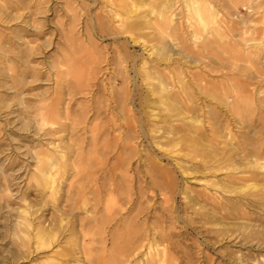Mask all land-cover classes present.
<instances>
[{
	"label": "rangeland",
	"instance_id": "374dc122",
	"mask_svg": "<svg viewBox=\"0 0 264 264\" xmlns=\"http://www.w3.org/2000/svg\"><path fill=\"white\" fill-rule=\"evenodd\" d=\"M3 1L4 0H0L2 3ZM15 1L21 2L24 5H33L36 1H42V6H40L41 11L35 18L38 21L37 23L41 24L39 27H42V29H39L43 31V35L38 37L32 35L31 32H27L23 35L25 41L31 42V45H38L40 43L38 49L39 54L35 55L36 60L30 62V65L35 64V67L41 71V76L38 80L31 81L30 84L26 86L23 95V101L25 103L23 102V104L20 105L21 99H18V97L12 93L13 90L10 89L9 79L5 77L4 74L0 75V264H139L140 262V264H144L139 258L133 261L130 260L126 263L122 262L126 253L123 250V243L121 241L112 242L111 235L113 230L111 223H109L110 225L107 224L108 226L106 225L108 228L105 226L104 230L98 233L96 232L94 222L91 221V219L89 220L88 212L91 211L92 208L95 211L97 210V215H102L100 212H105L104 207L107 203L111 205L116 203L118 205L129 206V200L124 193L125 190H129L128 193L131 194L129 198H137L135 200L138 205L136 206L135 204L136 209L143 208L145 210V213L142 212L139 215L140 222L147 217V224L153 227L158 222L154 219L157 217L160 219L159 222L162 225L157 224L155 227L157 229L163 227L165 233H170L169 240L165 242H160L158 240V245L159 247L167 245V252L172 260L171 264H264V228H262L264 227V222L259 218L262 217V220H264V209L255 208L253 212V215L256 213V215H254L256 216L255 220H251L247 214L241 216V213L252 211L245 201V198L249 197V193L251 192L249 188L251 186L249 184L247 186L246 183L242 184L241 182H237L233 184L234 187L236 186L237 192L232 194L223 192L225 195L224 197L229 196L234 199V201L235 199L242 198L243 201L241 202H244L238 203V201L235 210L227 208L229 212L227 216L224 217L221 214H217V218L210 215H207V217H200L191 209L185 208L184 204L187 200L184 196L187 194H190L187 196H191L194 194V191L202 188L204 183L200 180V178H203L202 173L196 171V169H190V175L182 178L180 173L175 170L173 173L175 190L172 193L169 187L159 183V181H161V175L152 173V171L143 164L146 161L143 160L142 165L136 170V164H138V162H136L137 158L134 157L128 165L127 170L132 176L137 172L135 178L139 180L137 182L134 178L125 180L122 183V187H119L118 192L116 191L115 194L110 192V184L112 181L114 183L117 182L118 179L117 176V179L114 181L112 177L108 175L109 170L116 165V161L112 157L114 148L111 147L114 143L112 138H110L112 136H108L107 140L110 141L109 143L101 137L97 138L96 149L92 146L90 129L94 125V121L92 118H89L93 111L90 105L92 103L91 94H95L98 87L99 89H103L104 87L109 88L108 77L112 76L114 73H118V71L122 74L126 71L129 79L127 84L123 83L119 75L118 80L115 81L118 87L125 86L126 84V87L129 86L128 89L132 90L138 85L136 91L139 92L140 90H144L145 81L140 77H137V79L139 78L137 85L133 83L134 78L132 77L136 76L133 72L131 57L128 58L127 62H122L120 66L116 60L117 58H115V50L118 48L121 55L127 51L132 54H137L140 58L145 54L140 46H133L130 43H127L126 49H124L121 45V41H124L122 37L112 35L111 33V35L100 34V32L97 31L98 28L95 26L93 20L95 13L103 6L102 0L101 4L99 2L97 5L96 3L91 4L90 0H14L13 3ZM88 2H90L91 5H88ZM212 2V6L216 8V10L218 9L219 16L223 18V20L225 19V21H228L230 19L234 22L236 28L234 32L235 37H230L229 35L224 36L219 33V37L222 36L221 40L218 43L216 42V44L214 43L215 45H212L217 53V58L215 57V59L212 60V63H214L213 65L218 69L217 71L216 69L210 70L206 62L205 64L197 63L196 65L190 64L191 66L188 65V67L184 66L183 70L192 69V71L201 72L202 75L205 74V79H208L210 82L212 81L211 83L215 84L217 88L219 87L217 94L220 93V96H218H222L221 99L227 96L225 100L227 103L229 102L235 105V94L237 91H241V99H247L248 104L246 105V108H248L245 112H241V114L246 117L243 123L237 119V116L228 112L226 105H217V103L213 101L212 106H215L218 114L220 113L219 120L221 124L225 125L227 128L229 127L230 137L232 138L234 147L245 150L250 148V144L258 143L260 149L264 150V145L261 144L264 143V109H262L264 108V104H262L264 101L260 99L261 96L264 95L260 92L264 90V82H262L264 81V77H262L264 76V48H261L256 53V49H254L253 46L246 49L244 48L245 45H243V42L240 43V41L248 39L246 43L251 45L254 41L264 39L261 38L262 31H264V0H212ZM178 7L185 10V6L182 2H178L174 8L176 9ZM31 8H33V6ZM26 10H21V13H24L21 14L23 15L22 17H24H21L22 19L12 20L5 24L0 22V32H2L3 35L9 34L11 36L13 35L11 34L12 31L23 34V29L29 30L30 25L25 22L28 18ZM72 17H74V20ZM251 20L256 22L255 26H248ZM213 28L219 32L222 29V27H217L215 24ZM228 38L231 40L234 38V41L242 39L234 43L235 46L232 47L227 44ZM222 39L225 40L226 43ZM36 42L38 44H36ZM21 46L24 47L23 45ZM237 52H241L240 55L236 54ZM233 54L237 55L236 61ZM247 54H249L250 57L246 56ZM257 54L258 58L255 57ZM68 55H70L69 57L72 59H77V67L69 69L65 65L64 57L67 58ZM230 55L232 56L231 58H233V56L234 58H229ZM242 55H244V57H242ZM94 57L95 61H92ZM58 59L60 60L58 61ZM229 59L231 63L236 62L235 64L237 67L228 65L230 64ZM55 61L58 62L56 63ZM59 62L62 63L58 64ZM52 64L54 67H52ZM161 65L162 66L159 68H163L164 64ZM0 66V68L4 69L6 64L0 62ZM32 66L34 67V65ZM124 67L125 69L123 70ZM19 68L22 69L24 67L22 65ZM67 68L69 71L72 70V73L69 72L70 74H67ZM58 71H60V74H58ZM164 71H167V69ZM91 72L94 78L91 77V79L85 80L84 83H82L83 88L80 89L79 92L77 91L73 98L67 95L64 99V106L66 105L71 109V119H77L76 123L72 124L71 119L65 120V128L62 131L48 135L45 134L46 129L47 131L52 130V128H57L59 125L58 123L52 124L48 122L43 124L40 129L31 117L36 111L34 107L45 106L51 101L54 90L60 87L57 81H60V84L64 85L66 82L64 80L69 79L71 74L84 73L90 76ZM188 79L189 77L186 75L185 80ZM260 79H262V81ZM219 89H223L224 94L223 91ZM225 91L228 95H226ZM40 95L42 97L46 95V99L41 100L42 97ZM197 101L199 105H203L202 102L204 101H201V99H197ZM24 105L28 107L25 108ZM86 113L89 114L86 115ZM82 115H84L83 118L87 116L88 119L85 118L83 121L79 119ZM24 116L30 118L25 120L23 119ZM104 119L105 118L102 117V120L96 121L100 129L104 126ZM237 121L239 123H237ZM241 124L243 126L242 128ZM140 138L142 139L143 136H140ZM136 140L140 141V139H134L133 142H137ZM244 140L245 142L247 141V146ZM50 141L51 143L58 142V145H62L69 165L72 164L64 169L55 170L54 175L55 179L58 181L59 187L57 189L58 193H55L56 195L54 193L52 195V193L42 185L40 180L41 175L38 174L41 173L40 168H42V163L38 162L39 160L36 159L34 154L46 150ZM103 141L107 143L103 144ZM181 145V143L177 144V142L169 143L166 146L167 150L164 151L159 150L155 146V150H152L150 144L148 145L145 139H142L139 143L140 148L143 146L147 148L150 157H158L165 168L169 169H174L171 164L174 159L189 160V157L176 153ZM107 151V155L109 154L108 156L106 155ZM142 152V159H144V157H146V154H144L146 151ZM190 155L194 156L195 151H190ZM236 158L238 159L239 157L237 156ZM39 166L40 168H38ZM224 171H220L216 178H222L225 173ZM116 173L118 175L121 171L118 170ZM150 175L154 176V178L157 176L155 180L161 185L159 186L156 184L158 187L155 186L153 189L149 179ZM38 180H40V182ZM222 182V185L227 183L225 180H222ZM139 186H141V188L143 187L142 190H146V193L137 197ZM230 186H232V184ZM185 187H188L190 190L186 191ZM148 189L153 190V192L150 193ZM120 192H122L124 197L118 195ZM165 197L169 199L167 205L172 207V212L162 210L164 206H167L164 202ZM85 203L87 204L85 205ZM201 203L198 201L199 205ZM199 205H197V207H199ZM72 206H76V208H78L77 206H79V208L81 206V209L78 208V210ZM210 207L211 205L207 204L204 210H210ZM59 208L63 209L62 214L58 212ZM135 212L136 211H134V213ZM22 217H27L26 219L31 223V227L28 231L29 241L26 242V244L23 242V239L27 240V238H24V232L21 230L22 225L19 224L23 222ZM81 220L85 223L84 227L80 226ZM251 224L256 226L257 233L251 231ZM38 227L45 229L46 232L57 233L56 240L51 242L50 246L37 243L35 229ZM80 228H82L81 231ZM124 230L125 229H118V231L115 230V232L117 234H122ZM112 246L117 248H114V250Z\"/></svg>",
	"mask_w": 264,
	"mask_h": 264
},
{
	"label": "bare ground",
	"instance_id": "6f19581e",
	"mask_svg": "<svg viewBox=\"0 0 264 264\" xmlns=\"http://www.w3.org/2000/svg\"><path fill=\"white\" fill-rule=\"evenodd\" d=\"M13 1L14 0H4L3 3L0 2L2 3L0 4V22L5 24L12 20H18L23 16L21 14H24L21 13V10L27 9L26 11L28 18L25 20V22L30 25V28L29 30L23 29V34L16 33L11 30V34H13L11 36L9 34L3 35L2 32H0V62L6 64L4 69L0 68V75L4 74L5 77L9 79L10 89L13 90L12 93L16 97H18V99H21V102L17 100L21 105L24 102L23 95L26 86L30 84L31 81L38 80L41 76V71H39L35 67V64L30 65V62L36 60L35 55L39 54L38 49L40 43L38 44L36 42V44L38 45H31V42L25 41L23 35H25L27 32H31L32 35H36L38 37L43 35V31H40L42 27H39L41 26V24H38V21L35 18L36 15L41 11L40 6H42V1H36V3H34L33 5H24L21 2L17 1L13 3ZM90 2L91 4L96 3V5L99 4V2L101 4V0H90ZM90 2H88L89 4H87L91 5ZM102 2L103 6H101L99 11L95 13V17L93 20L95 22V26L98 28L97 31H99L100 34L111 33L112 35L122 37L124 38V41H121V45L124 49H126L127 43H130L133 46H140L145 54H141V58L138 57L137 54H132L127 51L124 53L121 52L123 53L121 55L118 48H116V50L114 49L116 52L115 58H117L116 60L120 64V66L122 62H127L128 58L131 57L133 72L136 76L132 77L134 78L133 83L137 85V81L139 79H137V77H140L143 81H145L144 90H140L139 92L136 91V87L138 85L135 87V89H128L129 86L126 87V84L127 82H129V79L126 71L123 74L118 71V73H114L112 76L109 75V88L104 87L103 89H99L98 87L95 91V94H91L92 103L90 105L92 106L93 111L90 114L89 118H92V120L94 121V125L90 129L92 146L94 149H96L97 138L102 137L106 141L108 139V136H112L110 138H112V141L114 143L113 146H111L114 148V151H111H113L112 157L115 159L116 165L109 170L108 175L112 177L114 181L117 179V176L118 179L117 182L114 183L112 181V183L110 184V192L114 194L116 191L118 192L119 187H122V183L125 180H130L133 178L134 180H136L135 176L137 175V172L134 176H132L128 173L127 170L128 165L133 160L132 158L136 157V162H138V164H136V170L142 165L143 160L146 161L143 164H145L146 167H148V169L152 171V173L160 174L161 181H159V183L169 187L172 193L175 190V180L173 175L175 170L180 173L182 178H184V176L190 175V169H196V171L202 173L203 178H200V180L204 182L202 188L194 191V194L191 196H187L190 194L184 196L187 200L184 204L185 208L191 209L200 217H207V215H210L217 218V214H221L224 217L227 216L229 214L227 208H232L235 210V208H237V202L239 201L238 203H240L241 201H243V199L239 198L235 199L234 201V199L229 196L224 197V193L232 194L237 192L235 188L236 186H233V184L237 182H241L242 184L246 183L247 186L249 184L251 186L249 187L251 189V192L249 193V197L245 198V201L252 211L241 213V216H243V214H247L251 220H255L256 216L254 215H256V213L253 215L255 208L264 209V150L260 149L258 143L250 144V148L245 150L239 147H234L232 138L230 137L231 135L229 127L227 128L225 125L221 124L219 120L220 113L218 114L215 106H212L213 101H215L217 105H226L228 108V112H230L234 116H237V119H239L243 123L246 117L243 116L241 112H245V110L248 108H246V105H248L247 99H241V91H237V93L235 92L236 97H234L235 105L230 104L229 102L227 103L225 101L227 96L226 98L223 97L224 99H221L222 96L219 97L220 93L217 94L219 87L217 88L215 84L211 83L212 81L210 82L208 81V79H205V74L202 75L201 72L198 73L192 71V69L183 70L184 66L188 67V65L190 64L196 65L197 63L205 64V62L209 65L210 68H208L210 70L216 69L217 67L213 65L214 63H212V60L215 59V57L217 58V53L215 52V49L212 45L214 43L216 44V42L218 43L221 40L222 36L219 37V33L224 36L229 35L230 37H235L234 32L236 31V28L234 26V22L230 19L228 21H225V19L223 20V18L219 16L220 14L217 11L218 9L216 10V8L212 6V0H102ZM178 2H182L184 4L185 10H182V8L179 7L176 8L177 10L174 8ZM32 6L33 8H31ZM72 18L74 20V17ZM214 24L217 25V27H222L220 32L213 28ZM255 25L256 22L251 20L248 26ZM261 38H264V31H262ZM233 39L231 40L230 38H228L227 40V44L232 47L235 46L234 43L240 41L242 38L238 41H234ZM247 40L248 39L240 41V43L243 42V45H245L244 48L246 49L253 46L254 49H256L255 52L257 53L261 48H264V39L260 41H254L251 45L246 43ZM223 41L226 43L225 40ZM21 45H23L24 47H22ZM240 53L237 52L236 54L240 55ZM236 54H233L235 56V61L237 56ZM69 56L70 55H68L67 58L64 57L65 65L69 69H71L72 67H77V59H72ZM246 56H249V54H247ZM257 56L258 54L255 57ZM231 57L232 56L230 55L229 58ZM242 57H244V55H242ZM59 60L60 59H58V61ZM249 60L251 61L250 58ZM92 61H95V57L92 59ZM229 61L230 64L228 65H230L231 67L236 66V62L231 63L230 59ZM60 63L62 62H59L58 64ZM53 64L52 67H54ZM161 64H164L163 68H159L160 66H162ZM22 65L24 68H19ZM32 65H34V67ZM68 68L67 74H70L69 72L72 73V70L69 71ZM124 69L125 67L123 68V70ZM166 69L167 71H164ZM217 70L218 69H216V71ZM58 74H60V71H58ZM92 75V72L90 76H87L84 73L71 74L69 79L64 80L66 81L64 85H61L60 81H57V84L60 87L54 90L51 101L45 106L34 107L36 111L33 114L31 113V117L36 125L40 127V129L43 124L48 122L52 124L58 123L59 125V127L54 129L52 128V130L48 131L45 128V134L48 135L51 133H56L62 131L65 128L64 121L71 119V109H69L66 105L64 106L65 96L67 97V95H69L71 98H73L74 95H76L77 91L79 92L80 89L83 88L82 83H84L85 80L91 79ZM119 75L121 76L120 80L123 83H126L125 86L118 87L116 85L115 81L118 80ZM186 75L189 77L188 80H185ZM260 80L262 81V79ZM252 87L254 88L253 85ZM220 91H223V89H221ZM260 92L264 94V90H261ZM226 95L228 94L226 93ZM43 99H46V95H44L41 100ZM197 99H201V101H204L202 102L203 105H199ZM260 99L261 101H264V95H262ZM24 106L25 108L28 107L26 105ZM88 114L86 113V115ZM83 117L84 115L80 116L79 119L83 121L85 118H87V116L85 118ZM102 117L105 118L103 121L104 126H102L100 129L98 127V122L96 121L102 120ZM27 118L25 116L23 117V119L25 120H27ZM71 120L72 124H75L77 121V119L74 118H72ZM238 121L237 123L240 122ZM242 127L243 126L241 124V128ZM140 136H143L142 139H145L148 142V145L150 144L152 150H155L156 147L159 150L165 151L167 150L166 146L169 143H181L182 145L176 153L181 154L185 157H189V160L174 159V161L171 160V164L174 169L165 168L158 157H150L147 148H145L144 146L141 148L139 147V143L142 141ZM134 139H140V141L136 140L138 143L133 142ZM107 141L108 143L110 142L109 140ZM57 143H51L50 141L46 150L40 153H34L36 159L39 160L38 162L42 163H40L42 165V168H40V166L38 167L41 169V171L38 169L41 173L37 172L41 175L39 176L42 185L47 188L52 193V195L53 193L55 194L57 192V189L59 188L58 181L55 179L54 175L55 170L61 168L64 169L69 165L64 148H62V145H58ZM105 143L107 142H104L103 144ZM261 144L264 145V143ZM142 151H146L144 153L146 154V157L143 156L144 159H142ZM190 151H195V155H190ZM107 153L108 151L106 152V155ZM237 156L239 157L238 159L236 158ZM118 170L121 171V173L117 175L116 171ZM220 171L225 172L223 174V177L216 178L218 177L217 174ZM156 177L157 176H155V178ZM155 178L152 175L149 176L150 183L152 184L153 189L155 186L159 185V183L156 182ZM40 180L38 181L40 182ZM138 180L139 179H137L136 182ZM222 180L227 181V183H224L222 185ZM150 183L149 185L151 186ZM229 184H232V186H230ZM139 187L140 188L137 191L138 195H136L137 197H140L144 195V193H146V190H142L143 187ZM185 189L186 191L190 190L188 187H185ZM79 190L81 191L80 187ZM148 190L150 193L153 192V190ZM125 191L124 193L129 200V206L118 205L115 202V204L113 205L107 203V205L104 207L105 212L99 211L103 216L97 215V210L95 211L93 208L88 212L89 220L91 219V221L94 222L96 232L101 233L104 230L105 226L111 223L113 230L111 235L112 242L114 243V241H121L123 243V250L126 253L122 262L126 263L130 260L133 261L139 258L143 261L144 264H171L172 260L168 255L167 245H163L162 247H159L158 245L159 241H168L170 233H165L162 226L161 229H157L155 227L157 224L162 225L159 222L160 219H158L157 217H155L154 219L159 223H155L156 225H154L153 227H150L147 224V217L140 222L139 215L145 210L143 208L136 209L135 200L137 198H129L131 196V194L128 193L129 190ZM118 195L124 197L122 192H120ZM168 201L169 199L165 197L164 202L166 203V205L168 204ZM198 201H200V203L202 201V203L199 205ZM86 204L87 203H85V205ZM207 204L211 205L210 210H204ZM197 205H199V207H197ZM136 206L138 205L136 204ZM72 207L76 208V206ZM77 207L79 208V206ZM79 209H81V206ZM171 209L172 207L170 205L164 206L162 208V210L166 212H172ZM134 211L136 212L134 213ZM58 212L62 214L63 209L59 208ZM26 218L22 217L23 222L19 223L22 225L21 230L22 232H24V238H27V240L23 239V242H25V244L29 241L28 231L31 227L30 221H28V219ZM259 218L262 222H264V220H262V217ZM84 224L85 223H83V220H81L80 226L84 227ZM251 227L252 229H250L252 232H258L254 224H251ZM81 229L82 228H80V231ZM118 229H125L124 233L117 234L115 230L118 231ZM35 231L37 243L43 244L45 246H50L51 242L55 241L57 238L56 232H46L45 229L40 227L36 228ZM112 248L114 249L117 247L112 246Z\"/></svg>",
	"mask_w": 264,
	"mask_h": 264
}]
</instances>
